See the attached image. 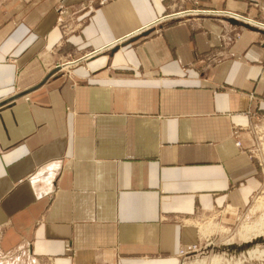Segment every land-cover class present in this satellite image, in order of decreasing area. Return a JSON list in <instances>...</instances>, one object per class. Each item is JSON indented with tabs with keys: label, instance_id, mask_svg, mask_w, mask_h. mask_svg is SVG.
<instances>
[{
	"label": "crops",
	"instance_id": "1",
	"mask_svg": "<svg viewBox=\"0 0 264 264\" xmlns=\"http://www.w3.org/2000/svg\"><path fill=\"white\" fill-rule=\"evenodd\" d=\"M258 24L264 0H0V256L181 264L201 216L234 225L263 187Z\"/></svg>",
	"mask_w": 264,
	"mask_h": 264
},
{
	"label": "rangeland",
	"instance_id": "2",
	"mask_svg": "<svg viewBox=\"0 0 264 264\" xmlns=\"http://www.w3.org/2000/svg\"><path fill=\"white\" fill-rule=\"evenodd\" d=\"M80 6L82 9V5ZM57 10L61 11L63 7L62 9L57 8ZM60 20V23L63 22V19ZM71 30L68 32H71ZM141 31H144V29ZM239 37L240 34L236 31L224 38L226 42L233 43ZM123 41H120V43ZM262 41L264 42V35ZM117 44L119 42L115 45ZM261 128L264 129V123L259 126L257 132H252L256 143L249 151L255 156L260 166L263 180L262 189L252 196L250 203L242 211L234 225L226 226L222 224L221 214L215 213L201 216L196 222H198L203 239L198 245H195L196 249H193L188 256L181 258V264H202L203 262L204 264H264V255L253 254L255 251L264 252V238L255 239L251 242L245 238L247 228L254 227L264 221V131L261 133ZM256 207H258V210L253 212ZM205 231L207 235L203 234ZM186 248L187 246L184 248L185 251ZM194 251L197 252L194 253ZM20 254L12 255L10 258L6 255H1L0 264H31V259L25 258V254L20 257Z\"/></svg>",
	"mask_w": 264,
	"mask_h": 264
},
{
	"label": "bare ground",
	"instance_id": "3",
	"mask_svg": "<svg viewBox=\"0 0 264 264\" xmlns=\"http://www.w3.org/2000/svg\"><path fill=\"white\" fill-rule=\"evenodd\" d=\"M262 131H264L263 128L260 129V132L262 133ZM264 137V136H263ZM262 137V138H263ZM261 138V140H262ZM262 208V207H261ZM264 208V206H263ZM258 210V207L254 208L253 209V212H256ZM263 220H264V217H263ZM209 227V226H208ZM223 229V228H222ZM207 231V230H206ZM204 232L203 234L204 235H207L206 233L207 232ZM247 232V233H246ZM246 234H245V238L248 240V241H253L255 239H259V238H264V221H261L259 224H257L256 226L254 227H251V228H247L246 229ZM190 247V246H189ZM192 247V246H191ZM197 252V251H194V253ZM181 254V253H180ZM253 254H259V255H264V252H261V251H255ZM182 258H185V256H183ZM204 264V262L202 263Z\"/></svg>",
	"mask_w": 264,
	"mask_h": 264
},
{
	"label": "built area",
	"instance_id": "4",
	"mask_svg": "<svg viewBox=\"0 0 264 264\" xmlns=\"http://www.w3.org/2000/svg\"><path fill=\"white\" fill-rule=\"evenodd\" d=\"M236 144H237L238 147L241 146V143H240V142H237ZM193 249H196V246H192V247L190 246V247H187V248H186V251H185L184 249H182L181 252H180V253H181L180 256H181V257H183V256H185V257L188 256V254L191 253V252L193 251Z\"/></svg>",
	"mask_w": 264,
	"mask_h": 264
},
{
	"label": "water",
	"instance_id": "5",
	"mask_svg": "<svg viewBox=\"0 0 264 264\" xmlns=\"http://www.w3.org/2000/svg\"><path fill=\"white\" fill-rule=\"evenodd\" d=\"M258 25H260L262 28H264L263 25H261V24H258ZM51 76H52V74H51L50 76H48V77H51ZM46 81H47V79H46L43 83H45ZM43 83H42V84H43ZM42 84H41V85H42Z\"/></svg>",
	"mask_w": 264,
	"mask_h": 264
}]
</instances>
